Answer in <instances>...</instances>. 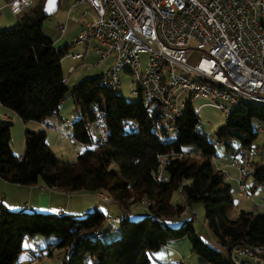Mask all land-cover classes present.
<instances>
[{"label": "trees", "instance_id": "obj_1", "mask_svg": "<svg viewBox=\"0 0 264 264\" xmlns=\"http://www.w3.org/2000/svg\"><path fill=\"white\" fill-rule=\"evenodd\" d=\"M44 3L40 0L15 26L0 30V104L25 123L43 124L70 96L79 112L72 138L86 147L74 162L63 161L49 146L44 129H26L24 153L18 156L11 147L13 122L0 120V178L20 186L42 182L66 192L104 193L123 211L120 237L103 242L106 227L112 229L114 223H107L98 209L84 216L59 215L13 211L1 203L0 264H16L24 240L35 235L57 238L56 246L64 252L61 264H87L88 256L94 264H150L154 251L185 237L201 264H256L249 259L236 262L231 255L236 248L264 247V213L240 210L232 216L231 185L213 161L222 144L233 156L253 150L256 126L264 124V106L242 102L214 137L198 129L200 118L189 102L175 122L176 134L161 140L155 133L159 114H150L141 96L127 101L107 85L103 74L67 86L61 63L71 46L54 47L45 28L50 17ZM92 108L101 110L106 120L104 145H95L90 135ZM133 124L137 131H128ZM233 139L240 140L237 150L230 144ZM252 167L254 190L264 185V162L255 160ZM143 203L148 214L132 220L131 207ZM196 203L203 205L212 245L200 238L192 221L177 228L166 224L167 218H180Z\"/></svg>", "mask_w": 264, "mask_h": 264}, {"label": "built area", "instance_id": "obj_2", "mask_svg": "<svg viewBox=\"0 0 264 264\" xmlns=\"http://www.w3.org/2000/svg\"><path fill=\"white\" fill-rule=\"evenodd\" d=\"M28 1L9 0L7 6L17 16ZM78 1L87 2L96 17L70 43L83 45L85 51L68 57L82 62L91 46L101 59L112 58L103 75L115 91L121 89V74L129 73L136 85L132 92L142 97L150 114H159L155 133L161 140L176 134L175 122L197 99L226 116L242 102L264 106V0ZM57 29L62 35L66 25ZM142 56L147 57L145 65ZM92 112L90 135L95 145H104L106 120L101 110L92 108ZM63 124L71 126L69 121ZM137 129V124L127 127L130 132ZM256 156L252 150L230 161L240 174V193L249 191L247 178ZM97 197L111 203L104 193ZM118 220L107 219L110 224ZM231 256L236 262L249 259L260 264L264 247L236 248Z\"/></svg>", "mask_w": 264, "mask_h": 264}, {"label": "rangeland", "instance_id": "obj_3", "mask_svg": "<svg viewBox=\"0 0 264 264\" xmlns=\"http://www.w3.org/2000/svg\"><path fill=\"white\" fill-rule=\"evenodd\" d=\"M35 1L37 4L39 0H35ZM5 4L7 5V0H0V7ZM31 7H29L28 10ZM6 13H10L9 8L3 10L2 12V14L4 15H6ZM63 13H65V10L64 8L63 9L61 8L57 13L50 16V18L45 21L46 31L47 28H50L52 30L55 29V27H57L56 26L57 22H60L59 18L63 15ZM8 15H10L11 17L10 19V21L12 22L11 27L15 26V24L18 22L17 16H13L12 14H8ZM93 17H94L93 13H91L90 16L88 15V19L93 20ZM47 34L54 36L53 32L51 31H48ZM67 42L69 43V41ZM64 43L65 42L56 44L54 45V47L57 49L61 48L64 45ZM73 52L74 53L84 52V46L77 45L75 47H71L70 53ZM146 61H147V57L142 56L143 65L146 64ZM62 63L64 67L63 69L64 77L66 80V84L69 88H72L74 85L79 84L81 81H83L86 78L98 76L100 74L105 73L107 69L112 65V62L110 63L109 60L101 59L99 56L94 54L91 46L89 47V50L86 54V58L82 62L80 61L72 62L70 57L66 56L62 60ZM96 63H98V65H95ZM70 64L76 67V71L72 75L67 72V68H66L70 66ZM92 65H95V67L91 68ZM77 76L81 77V78L79 77L80 78L79 81L81 80L80 82L74 80V78ZM132 80L133 78L129 73H122L121 74L122 85H121V89L118 91V94L123 96L127 101L135 102L139 100L140 96L132 92L133 89H136V85L132 84ZM206 103L207 102L204 99H197L193 102L195 109L198 110V115L201 122V124L198 126V129L204 132L208 136L215 137L216 131L218 130V128L224 125L227 116L221 110L213 106H210ZM60 107L59 108L64 114V119H69L72 121V123H74V121H76L79 118V112L75 111L74 104L70 96H67V98L65 99V101H63ZM230 109H232V106H230ZM12 122H13V126L11 128V144L13 149L21 150L22 144H24V133L26 130V126L16 116L15 117L13 116ZM44 130L48 132L47 128H44ZM256 130L259 133L258 138L252 142L251 147L257 153L256 159L258 161L264 162V124L260 125V129L259 127L256 126ZM51 132H52L50 133V140H51L50 143L52 145L51 149L57 155V157L63 161L74 162L77 157V152H82L86 147L84 144L73 140L72 128L63 131L61 134L60 133L57 134L55 133V131H51ZM230 144L234 147V149L237 150V148L240 146V140L233 139L230 141ZM232 157H233L232 152H228L226 150L225 144H222L217 147V157L214 159L213 163L215 166H218L219 163H221V165L227 164L230 163ZM234 169L237 170L236 168ZM234 169L231 165H229L226 166V172L224 171L225 174H229L227 177L230 180L229 182L230 184H232L233 187H235L236 183H237L236 185H238V181L240 177L239 174L237 179L234 181L233 178L237 176L236 173L238 172V170L237 172H235ZM247 184L250 189L252 184L251 178L247 180ZM234 189L232 193L236 205L234 207V210L232 211V216H237L240 210H244L247 212L264 213V206L262 204L264 203V191H262L261 189L255 190L254 194L252 195L253 200H250L245 197L239 198L237 191ZM173 201L176 203L180 201V197L178 193L174 195ZM238 201H241V205L239 206L237 203ZM97 202H98L97 207L100 208V211H102L106 216L110 213L109 218H116L114 217L116 214H118V216L120 215L122 216L123 214L122 210L119 211L120 213L119 212L116 213L110 210V207L111 208L116 207L115 203L106 204V203H102L99 199L97 200ZM254 202L261 208L256 209L254 206ZM144 204L145 203L140 205H134L131 207L129 217L132 220H139L146 215L147 213L146 204L145 205ZM166 221L167 223H169V226L173 228L182 226L183 224L186 223V221H192V225L196 233L200 236V238L205 243L212 242V238L204 224V208L201 203H196L195 205H193V207L188 211H186L180 218H167ZM107 223L109 222L107 221ZM109 226L110 225L108 224V226L105 229L104 236L102 238L103 242L105 243L110 242L112 240H116L120 237V222L118 221L114 223L112 229L109 228ZM33 237H35L39 241L38 242L39 245L31 246L30 248L31 250L26 249L22 253L20 259H23V262L21 264H61L59 257H63L64 252H62V250H59V248L56 246L55 240L56 241L58 240L55 236L45 237L41 235H35ZM27 246H28L27 241H25L24 247L27 248ZM150 257H151L150 264H201L200 258L195 253L192 252V246L188 237L179 240L170 241L169 244L161 247L159 250L154 251ZM86 263L94 264V260L88 256L86 258Z\"/></svg>", "mask_w": 264, "mask_h": 264}, {"label": "crops", "instance_id": "obj_4", "mask_svg": "<svg viewBox=\"0 0 264 264\" xmlns=\"http://www.w3.org/2000/svg\"><path fill=\"white\" fill-rule=\"evenodd\" d=\"M8 2H9V0H7V5H8ZM34 2H35V4H34ZM7 5L5 4V5H2L0 7V30L7 29V28L11 27V24H12V22L10 21L11 17H10V15H8V14H12V13L11 12L6 13V15L2 14L3 10L8 9ZM36 5L37 4H36L35 0H33V1L29 0L27 5L25 6L23 11L21 12V14L17 15V18L20 15H22L25 11H28L29 7H31V6L35 7ZM32 7L30 9H32ZM61 8L62 9L64 8L65 13H63V15L59 18L60 22H57V25H56L57 27H55V29H52V30L50 28H47V31H46V32H48V31L53 32L54 36H51V35L50 36L54 40V45L60 44L62 42H65L64 45L70 44L72 39L74 37H76L82 31V29L86 26V24L89 21H92L91 19H88V15L90 16L91 13H93V16H94L93 19L96 17L94 10L90 7V5L87 2H79L78 0H61L60 6H59L57 12ZM83 15H85V16L83 17ZM13 16H15V15H13ZM59 25H66V32L62 35L60 34V32L57 29ZM67 41H69V43ZM107 60H109L110 63L113 62L112 58H108ZM72 62H73V60H72ZM96 65H98V63H96ZM61 66H62V69H64L63 63H61ZM72 67H74V65H72V64H70V66L66 67L67 72L71 75L76 71V67H74L75 68L74 70L70 71V69ZM94 67L95 66H93L91 68H94ZM79 77L80 76L75 77L74 80L79 81V79L81 78V77L80 78ZM60 108H59L57 114L46 119V121L43 124H40V123L35 122V121H30V122L25 123L14 112H12L11 110L5 108L4 106H2L0 104V120H11L12 121L13 116L14 117L16 116L18 119H20L25 124L26 129L39 130V129L47 128L48 132L46 131V139H47L49 146L51 147L52 146L50 143V141H51L50 140V133H52L51 131H55V133L61 134L63 131H66L69 128H72V125L70 127H65L63 124L64 121H69L70 124H73L71 120L64 119V114ZM11 147H12V144H11ZM24 149H25V133H24V144H22V149L21 150H15L12 147V151L14 154H16L18 156H22L24 153ZM80 153L81 152H77V156ZM229 165H231V164L227 163V164L221 165V163H219V165L216 167L218 169L222 170L223 173L225 174L226 166H229ZM233 169H234V167H233ZM235 172H237V170H235ZM236 174H237V176L235 178H233L231 176L234 179V181L239 176L238 172ZM225 175L228 176L229 174H225ZM249 178H251V177L249 176L247 178V180ZM227 181L229 182L230 180L227 179ZM229 184H230V182H229ZM236 184H235V187H233L232 184H230L231 185V191H233V189L235 188L234 190L237 191L239 198L245 197L247 199L253 200L252 195L254 194L255 190L261 189L262 191H264V185H260L254 190H252L250 188L248 193H240L238 185H236ZM232 195H233V193H232ZM97 200H98L97 194L93 193V192H83V191H81V192H66L63 190L55 189V188H49L42 182H38L37 184L30 185V186H20V185L12 184V183L0 178V204L1 203L4 204L8 209L13 210V211L26 209L29 211L57 213L59 215H61V213H63V214H73V215H78V216H84L88 212L93 211L95 209L100 210V208L97 207V204H98ZM237 203H238V206L241 205V201H238ZM109 204H111V203H109ZM262 204L264 206V203H262ZM235 205H236V202H235ZM254 206L256 209L261 208L255 202H254ZM110 210H112L116 213L121 211L120 207L117 204H116V207H113V208L110 207ZM146 211H147V209H146ZM146 214H148V213H146ZM106 217L109 218L110 213ZM114 217L119 218V217H121V215L118 216V214H116ZM166 224L169 225V223H167V221H166ZM25 241H27L28 246H27V248H25L24 243H23V247L25 248L24 251L26 249L31 250L30 249L31 246L39 245L38 244L39 241L35 237H27L24 240V242ZM212 242L214 243L213 238H212ZM212 242L209 244L212 245L213 244ZM55 243H56V240H55ZM59 259L61 261L62 257H59ZM22 262H23V259H20V257H19L16 264H21Z\"/></svg>", "mask_w": 264, "mask_h": 264}, {"label": "water", "instance_id": "obj_5", "mask_svg": "<svg viewBox=\"0 0 264 264\" xmlns=\"http://www.w3.org/2000/svg\"><path fill=\"white\" fill-rule=\"evenodd\" d=\"M60 1L61 0H45L44 8L46 16L50 17L57 12L60 6Z\"/></svg>", "mask_w": 264, "mask_h": 264}]
</instances>
